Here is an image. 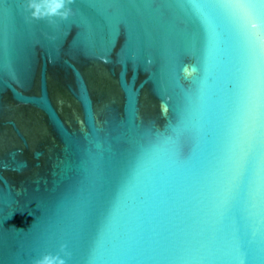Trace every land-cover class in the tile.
<instances>
[{
	"label": "water",
	"instance_id": "1",
	"mask_svg": "<svg viewBox=\"0 0 264 264\" xmlns=\"http://www.w3.org/2000/svg\"><path fill=\"white\" fill-rule=\"evenodd\" d=\"M94 43L0 16V264H25L40 235L103 239L109 264H179L243 232L220 218L221 165L240 53L179 0H88ZM123 23L109 43L107 30ZM87 39V33L85 34ZM195 66L191 78L181 69ZM183 122L179 155H146ZM256 264H264V259Z\"/></svg>",
	"mask_w": 264,
	"mask_h": 264
},
{
	"label": "snow or ice",
	"instance_id": "2",
	"mask_svg": "<svg viewBox=\"0 0 264 264\" xmlns=\"http://www.w3.org/2000/svg\"><path fill=\"white\" fill-rule=\"evenodd\" d=\"M88 0H71L66 4V17L53 16L33 19L26 9V0H0V16L3 5H21L29 23L46 24L59 31L62 24L72 18L80 33L79 45L89 47L94 43L89 14L74 8ZM186 3L201 26L215 43L223 28L234 41L240 53L238 80L233 101L232 116L226 145L220 161L222 187L216 205L217 215L224 218L235 208L241 207L244 229H234L222 246L201 245L197 250H186L176 259L179 264H256L264 259V0H179ZM87 33V39L85 34ZM127 28L123 23H113L107 30L109 43L118 39ZM190 74H185V67ZM185 78H191L195 66L185 64L181 69ZM183 122L175 129V139L169 137L152 146L146 155L173 152L179 155V137L183 134ZM81 235L78 243L54 236L40 235L27 250L25 264L45 254L60 256L65 264H109L105 259L103 239L93 246L84 243Z\"/></svg>",
	"mask_w": 264,
	"mask_h": 264
},
{
	"label": "clouds",
	"instance_id": "3",
	"mask_svg": "<svg viewBox=\"0 0 264 264\" xmlns=\"http://www.w3.org/2000/svg\"><path fill=\"white\" fill-rule=\"evenodd\" d=\"M71 0H26L25 7L30 12L33 19L60 16L66 17L69 10L66 4ZM185 74H190V70L185 67ZM33 264H65L64 260L55 254H45L35 259Z\"/></svg>",
	"mask_w": 264,
	"mask_h": 264
}]
</instances>
